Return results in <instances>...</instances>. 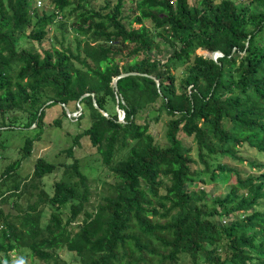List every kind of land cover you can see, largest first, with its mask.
<instances>
[{
  "label": "trees",
  "instance_id": "16d2710c",
  "mask_svg": "<svg viewBox=\"0 0 264 264\" xmlns=\"http://www.w3.org/2000/svg\"><path fill=\"white\" fill-rule=\"evenodd\" d=\"M127 1L94 9L88 0H50L39 14L36 0H0V151L4 132H37L56 105L66 117L63 107L74 113L79 104L78 121L89 119L66 150L71 163L37 158L31 174L19 176L35 141L25 137L19 160L1 172L0 264L20 249L42 264H75L61 250L77 253L76 264H264V162L240 155L244 146L264 155V0ZM64 20L75 50L56 48V36L41 53L18 45L26 31L41 45ZM197 50L221 56L212 61ZM179 68L177 82L171 70ZM122 73L137 75L119 78L115 90ZM85 94L94 98L79 100ZM163 113L160 145L149 130ZM82 138L113 178L93 213L85 210L89 180L73 157ZM215 157L235 164L210 170ZM205 173L233 184L207 198L198 179Z\"/></svg>",
  "mask_w": 264,
  "mask_h": 264
},
{
  "label": "rangeland",
  "instance_id": "374dc122",
  "mask_svg": "<svg viewBox=\"0 0 264 264\" xmlns=\"http://www.w3.org/2000/svg\"><path fill=\"white\" fill-rule=\"evenodd\" d=\"M197 0H189L190 3H194ZM217 2L219 0H216ZM235 3L244 4L246 0H232ZM37 2H40L41 6L37 7ZM49 2L50 0H36V7L41 8L38 9V13L40 14L43 11L49 12ZM91 7L94 9H98L99 6L102 5L103 0H88ZM116 0H111V3L114 5ZM126 4L128 1L126 0ZM70 22L64 20V24L66 27L63 31L57 30L55 27L50 29L49 31V40L43 41L41 45H39L35 41H30L26 38L28 35V31L23 32L22 35L24 37L18 42V45L21 47L26 48H33L35 51L41 53L42 49H47L52 44L50 38L52 36H56L58 43H53L56 48H60L59 43H62L63 47L66 48L70 46L72 50H75V35L70 28ZM146 26H149L148 22H145ZM136 28L139 25H135ZM196 53L198 55L206 56V51L197 50ZM173 74L177 77V82L181 81L183 78L182 70L179 68L178 70L174 71L171 70ZM61 106L56 105L46 110L45 117H44V126H42L37 132L33 131H22V132H15L11 134L10 132H4L2 134V139H6L7 148L4 151H0V174L4 170V168L12 163L13 161L19 160L20 154L18 152V148L23 145V140L25 137H30L35 139L33 144V150L31 155L22 161L21 167L18 170V175L21 177H28L33 169V164L37 158H42L45 161L55 164V165H62V164H69L72 162V158H68L66 154V150H68L72 146L73 138L80 134L84 129L89 126V119H78L81 116V111H75V117H64L62 115ZM121 113H119L120 115ZM122 115V114H121ZM168 116L166 114H162L160 116V121L157 124H152L150 127L149 132L153 135L155 140L160 144L164 145L163 135L165 131V123L168 120ZM59 120V126H53V121ZM36 126H34L35 128ZM38 134V135H37ZM37 136V137H36ZM189 143L191 142L190 139L187 140ZM73 151V157L78 161L80 166V171L88 178L90 187H91V196L89 202L85 206V210L89 213H93L97 206L102 203L103 197L107 195L108 192V184L113 182V178L111 177L110 172L108 169L102 164V160L100 155L97 153L96 149L92 147L90 142L86 138H82L80 140L79 146L75 147ZM236 148H238L236 146ZM195 151L193 150L192 156L195 158ZM241 157H247L252 160H256L259 162H264V155L258 154L254 150L248 149L245 146L240 153ZM220 163H233L235 162L231 160H225L222 157H215L210 159V170H212L217 164ZM238 168L242 169L247 174L252 172L255 173V170L251 169L247 165H236ZM62 168L55 173L54 175L45 179V183L47 185V189L49 190L51 184L54 181L59 180L62 176ZM199 181H205L204 184H200L202 190L207 193V198L216 197V196H223L226 194L231 184H233V179L229 178L228 176H222L216 180H212L208 174H200L198 177ZM196 190V189H195ZM197 192V190H196ZM51 194V192H49ZM22 207H26V204L23 201L19 202ZM10 206L7 204L2 206L3 210H8ZM45 215L44 221L49 217L51 210L49 208H45ZM68 208L63 210V220L68 217ZM84 218L83 214H80L74 222L73 225L78 226L81 224L82 219ZM226 221V219H224ZM9 260L7 261L8 264H42L41 262L35 260L30 252L26 249H20L18 251H12L8 253ZM60 256L65 261L72 260L75 264L78 262L79 257L77 253L69 254L65 250L60 251ZM3 257V254L0 255ZM6 263V261H2Z\"/></svg>",
  "mask_w": 264,
  "mask_h": 264
},
{
  "label": "water",
  "instance_id": "95a60500",
  "mask_svg": "<svg viewBox=\"0 0 264 264\" xmlns=\"http://www.w3.org/2000/svg\"><path fill=\"white\" fill-rule=\"evenodd\" d=\"M205 55H206L205 57H208V58L211 59L212 61H216V59H217L218 57L221 56V53H220L219 51L210 52V53H209V52H206ZM129 75H137V74H136V73H122V74H120L119 76L115 77V78L113 79V82H112V85H113L114 89L117 90L116 82H117V80H118L119 78H122V77H125V76H129ZM155 83H156V86L159 85V83H158L157 80H155ZM89 95H91V96L94 98V95H93V94H85V95L81 96L79 100H81L82 98L87 97V96H89ZM48 104H49V103H48ZM45 106H46V105H45ZM93 106H94L95 109H97L100 113H102L104 116H106V114H105L103 111H101V110L97 107V105L95 104V100H94V99H93ZM63 108H64V111H65V113H66L67 116L72 117V118L75 117V113H71L66 107H63ZM77 108H78L79 111H81V108H80L79 104H77ZM121 114H122V115H121ZM121 114H120V116H119V121H118L119 123H123V122H124V121H123V118H124L123 113H121Z\"/></svg>",
  "mask_w": 264,
  "mask_h": 264
},
{
  "label": "built area",
  "instance_id": "2783aa9c",
  "mask_svg": "<svg viewBox=\"0 0 264 264\" xmlns=\"http://www.w3.org/2000/svg\"><path fill=\"white\" fill-rule=\"evenodd\" d=\"M40 6H41L40 2H37V7H40Z\"/></svg>",
  "mask_w": 264,
  "mask_h": 264
}]
</instances>
